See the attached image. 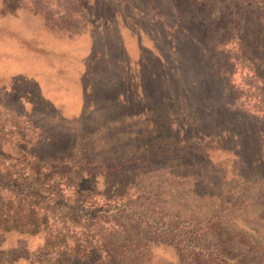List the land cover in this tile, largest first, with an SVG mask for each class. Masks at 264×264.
<instances>
[{
    "label": "rangeland",
    "instance_id": "374dc122",
    "mask_svg": "<svg viewBox=\"0 0 264 264\" xmlns=\"http://www.w3.org/2000/svg\"><path fill=\"white\" fill-rule=\"evenodd\" d=\"M18 1L0 0V14L26 6L0 17V167L44 174L43 258L101 264L82 256L98 234L118 242L116 262L178 264L180 238L161 235L156 210L198 229L210 217L198 194L249 203L231 209L244 219L212 221L210 240L261 258L264 103L246 91L264 68V1L87 0L98 17L76 0ZM18 238L0 235L2 262L36 264L45 236Z\"/></svg>",
    "mask_w": 264,
    "mask_h": 264
},
{
    "label": "trees",
    "instance_id": "16d2710c",
    "mask_svg": "<svg viewBox=\"0 0 264 264\" xmlns=\"http://www.w3.org/2000/svg\"><path fill=\"white\" fill-rule=\"evenodd\" d=\"M12 1H18V0H12ZM39 0H28L27 5H29L31 8H27L30 11L37 10L38 6L40 5ZM51 0H41V2L46 3L47 6ZM54 1V0H53ZM79 1L86 9L88 10L89 16L98 17L99 14H93V8L90 7L87 0H76ZM264 1V0H262ZM19 2V1H18ZM25 5H19L15 4L13 7H11L8 10H4V13L0 14V17H12V18H20V16L23 13L25 9ZM19 10V11H16ZM116 11H112L109 15V17L116 16ZM8 14V15H7ZM263 24H261L262 26ZM234 29V28H233ZM251 61V59H248ZM252 62V61H251ZM252 72V79L248 83L250 85L249 89L246 91L247 96L248 92L252 89L258 90L260 94H254L256 97H260V99L263 101L260 103H264V68H253L251 67ZM260 81V86H253L254 82ZM251 83V84H250ZM255 84V83H254ZM256 93V92H251ZM260 113L264 114V108L261 110H256ZM203 145V144H202ZM204 146V145H203ZM35 153V152H34ZM30 154H33L32 152L20 151L17 155L19 157L21 156H30ZM10 156V154L5 153L4 151L0 150V158ZM39 158V157H37ZM37 162V161H36ZM38 165L33 167L32 169H27L25 171L21 172H12L6 168L2 169V165L0 167V235L5 234H17L18 238V244H24V246H21V248H27L30 237H34L35 235H43L44 243L42 247L37 251H42V254L38 256L36 260V264H71V262L68 261L66 258V251L65 250H59L54 252L53 257H48L47 259L43 258L44 255L47 253L45 251H48V247L50 246L48 243V239L50 238V234L46 233V230L43 228L45 226V220L46 216L45 210H42L43 213H39L36 211V205L37 204H43V202L39 201L38 199L40 197H43L45 194L42 190L41 186V176H44V174L38 169ZM172 177V176H170ZM178 177L177 176H173ZM112 190V184L105 186V193L111 190L112 193H107L111 195H117L124 191V189H121V186L117 185L114 186ZM199 198H207V201L209 203L208 207L209 211L208 214H210V217L208 219V223L200 226L198 229L187 231L185 230V224L186 222H189L187 220H180L179 215L171 214L169 215L165 211L167 210V205L162 204L160 209L156 210L161 218L164 220L162 224L161 235H170L172 237H179V247L174 250L179 251L177 253L178 258V264H196L192 261V257L194 255H197L200 257H206L208 259H212L214 261H218L221 264H264V255L261 256V258L254 259L250 258V256L246 255L244 251L241 248H236L234 246L229 245L230 241H226L223 244H220L221 242H212L210 238L212 237L211 232V225L212 221L219 222V223H226L230 222H236L235 219L237 217H241V219H244L247 217V214L242 213L239 216H234L231 214V209H234V207H246L249 208L250 205L247 201L243 202H232L226 198L222 197H216L214 194H198ZM241 201V200H240ZM28 205V207H27ZM32 205L34 206L35 211L31 208ZM213 206V208H212ZM42 209V207H40ZM211 210V211H210ZM224 213V215H222ZM40 216V217H38ZM71 224L72 220H68ZM14 226V227H12ZM59 232V231H58ZM59 236V235H58ZM58 236H54L55 238H58ZM49 237V238H48ZM96 237V244L95 247H85L83 252L86 251V255H82L83 257H93L95 254L99 258L108 259L102 260L99 259V262L101 264H126L123 261L118 260L117 262L115 259L118 257L119 254L117 251L119 250L118 242H113L111 238L105 235H95ZM175 238V239H176ZM17 244V245H18ZM26 244V246H25ZM58 244V243H55ZM178 247V246H177ZM194 250H197V253H195ZM4 252L0 248V264H5L2 262V256ZM91 254V255H90ZM27 259V258H26ZM28 260V259H27ZM50 260L54 261L53 263H50ZM102 260V261H101ZM115 261V262H114ZM131 264H135V260H131ZM129 264V263H128Z\"/></svg>",
    "mask_w": 264,
    "mask_h": 264
}]
</instances>
